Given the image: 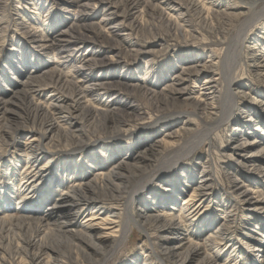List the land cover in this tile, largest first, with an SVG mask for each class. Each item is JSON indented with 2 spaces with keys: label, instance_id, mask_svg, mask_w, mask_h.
<instances>
[{
  "label": "rangeland",
  "instance_id": "obj_1",
  "mask_svg": "<svg viewBox=\"0 0 264 264\" xmlns=\"http://www.w3.org/2000/svg\"><path fill=\"white\" fill-rule=\"evenodd\" d=\"M0 105V264H83L48 208L87 185L106 207L72 229L127 203L138 222L104 264L182 263L188 246L166 250L155 215L199 248L184 264H264V0H0ZM201 180L192 221L182 200ZM169 185L183 192L164 200Z\"/></svg>",
  "mask_w": 264,
  "mask_h": 264
},
{
  "label": "bare ground",
  "instance_id": "obj_2",
  "mask_svg": "<svg viewBox=\"0 0 264 264\" xmlns=\"http://www.w3.org/2000/svg\"><path fill=\"white\" fill-rule=\"evenodd\" d=\"M62 33V32H61ZM62 34H68L67 32H64ZM71 34V33H70ZM82 35V34H81ZM79 33H73V35L71 34L69 37H72V38H84L83 36H81ZM58 39V38H57ZM41 40V39H40ZM55 40V39H54ZM63 40V39H62ZM83 40V39H82ZM69 41V39H68ZM76 42V41H75ZM80 42V41H79ZM60 43V42H59ZM83 44V43H82ZM43 45V44H42ZM67 45V44H66ZM52 46V45H51ZM62 46V45H61ZM78 46V45H77ZM46 47V45H45ZM65 47V50H66V46ZM63 47V49H64ZM49 48V47H48ZM62 48V47H61ZM60 48V49H61ZM53 49V48H52ZM74 49V48H73ZM76 49V48H75ZM78 49V48H77ZM96 59V58H95ZM234 61V60H233ZM85 62V61H84ZM224 64H225V61H224ZM227 66V65H226ZM203 68V67H202ZM195 71V70H194ZM195 73V72H194ZM190 74V73H189ZM192 74V73H191ZM177 75V74H176ZM184 75H186L184 73ZM178 76V75H177ZM189 76V75H188ZM182 77V76H181ZM185 78V77H184ZM185 80V79H184ZM213 82V81H212ZM92 86V85H91ZM101 86V85H99ZM206 86V85H205ZM230 86V85H229ZM211 87V86H210ZM94 88V87H93ZM92 88V89H93ZM206 88V87H205ZM209 88V87H208ZM204 89V88H203ZM210 90V89H209ZM208 90V91H209ZM212 93V92H211ZM235 94V93H234ZM225 98H229L231 99L232 98V93H231V90L228 89L226 91V94L224 95ZM234 96V95H233ZM224 98V99H225ZM223 106V105H222ZM4 110L3 107L0 105V113H3ZM72 113V112H70ZM214 113V112H212ZM72 117V116H71ZM46 118V117H45ZM77 118V117H76ZM70 119V118H69ZM75 120V118H74ZM70 124V123H69ZM6 126V125H5ZM45 135V134H44ZM72 139V138H71ZM32 142V141H30ZM35 142V141H34ZM70 142V141H69ZM40 143V142H39ZM156 144H152L150 146H147V148H145L144 150L141 151V153L138 154V156L140 158H144L146 159L147 158V153H151V152H155L154 150L156 149L155 148ZM240 146V145H239ZM239 146H234L233 149L236 150V153L239 149H241ZM243 146V145H242ZM33 148V147H32ZM163 148V147H162ZM167 149V148H165ZM243 151V150H242ZM245 151V149H244ZM261 152V151H260ZM239 154V153H237ZM128 155V154H127ZM245 155V154H244ZM129 156V155H128ZM144 156V157H143ZM240 156V155H239ZM243 156V155H241ZM255 156H257L256 154L252 153V154H249L247 156H244V160H239L237 163H241L243 165L246 166L245 162H249V161H252L251 158H254ZM264 158V149L262 151V154L260 155ZM32 161H35L36 165L39 164L38 160L34 157V159ZM251 163V162H249ZM122 165H124V163H121ZM119 164L116 169L118 167H120ZM175 162L172 164L174 165ZM252 167V166H251ZM254 168V167H253ZM42 169H44L42 166L39 167L37 170H36V173H38L39 171H42ZM120 169V168H119ZM44 171V170H43ZM143 171V170H142ZM164 172V171H163ZM161 172L159 174V177L162 175ZM251 172V171H250ZM141 173V171H140ZM48 174V173H47ZM46 174V175H47ZM109 174V173H108ZM139 174V173H138ZM123 177V175H121L120 172H118L117 170H112L110 172V174L108 176L106 175H98L97 178L100 179V181H102V183H105L106 185V182L108 184L111 183L113 184V180L115 177ZM181 176V175H180ZM126 177V176H124ZM179 177V176H178ZM202 177V176H201ZM153 178H156V175L153 176L151 179L149 180H153ZM186 178V177H185ZM27 179V178H26ZM32 179H34V175L32 176ZM96 179V177H95ZM31 180V179H30ZM29 180V181H30ZM98 180V179H97ZM206 180V179H205ZM28 181V182H29ZM184 181V180H183ZM206 181L204 180H201L199 182L196 183V186L195 188L192 190V192L189 194V196L186 198V199H183L182 201V206L185 208L184 210L187 211L188 214H191L193 216V219L192 221L198 219L200 216H202L204 214V211L206 209H204V203L206 201V198H207V185L205 184ZM88 183V182H87ZM86 184V183H85ZM26 185L27 183L24 185H20L21 187L23 188H26ZM98 185V184H97ZM180 185L181 184H178L179 188H180ZM88 186V185H87ZM87 186H82V187H78L77 189H73V194L71 193V195L68 193V194H64L63 197H61V199L58 201V202H54L51 206H49L48 210L50 213V215H53V214H57L58 217L61 218V221H62V228L64 230V233H65V238H70L69 240L71 239H75L79 242V244L75 245V252L76 253H79L84 261L83 264H104L105 263V260L107 259L106 255L103 254V251L106 249L105 247H108V246H111V248L115 249L116 247L120 246V244H122L129 236V233L131 231V226L129 225L132 221L133 222H137L136 219H134L132 217V213H130L131 209L129 207V203H127V205L125 206L124 208V211L123 212H120L119 214V217L118 219H115V218H111L113 216L110 217V215L113 213H111L110 215L106 214L105 216H101L99 217L98 215H93L92 217L88 218L85 222V227H84V230L82 231H78V230H74L71 228L72 226V216L74 215H77V214H80L82 213V210L85 209V208H90V209H93V208H98V210H101L103 207H106V204L104 203L105 199L99 197V196H95L92 195V191L90 189V187H87ZM90 186V185H89ZM102 186V184H101ZM107 186V185H106ZM170 187L169 188H162L164 190V194H162L163 197H165L164 200H167V197L168 196H173L174 198V195H169L167 194L168 190L169 191H172L170 190L171 187H174L172 185H169ZM142 188L145 187V184L143 186H141ZM177 188V187H174V192L177 193V194H180L181 191L180 189ZM91 192V193H88V192ZM98 191V190H97ZM135 191L133 190L132 193H134ZM183 192V191H182ZM94 193V192H93ZM239 193V192H238ZM242 194V198L241 200L244 202V204L246 203H251V199L247 196V194L244 192L241 193ZM97 195V194H96ZM99 195V194H98ZM159 197V196H158ZM179 197V196H178ZM38 201V200H37ZM128 201V200H127ZM253 203V202H252ZM37 204H41V203H37ZM36 204V206H37ZM51 204V203H50ZM126 204V203H125ZM109 205V204H108ZM131 205V204H130ZM252 205V204H251ZM31 206H34L31 205ZM181 206V207H182ZM251 207V206H250ZM66 209H69V210H72L73 209V214L70 213L68 211V213H66ZM183 209V208H182ZM87 210V209H86ZM103 210V209H102ZM101 210V211H102ZM250 210H254V209H250ZM109 211V210H108ZM111 212V211H110ZM166 212V211H165ZM168 212V211H167ZM180 212V211H179ZM107 213V212H106ZM174 213V212H173ZM98 214V213H97ZM99 214H102L101 212ZM166 214V213H165ZM82 215V214H81ZM141 215V214H140ZM139 215V216H140ZM47 216V215H46ZM143 216V215H142ZM169 216V215H168ZM181 216V215H180ZM183 218H184V215H182ZM56 217V216H55ZM57 217V218H58ZM144 217V216H143ZM152 217V216H151ZM155 218L153 219V221L155 223H159L157 224V228H162L164 230H168L166 231L169 232V236L165 235V236H162L161 238L162 239H166V241L168 240H175V243H173L172 246H168L169 248H165L166 250L170 251V252H173V254H177V251L180 252L179 250H181L182 248H185V246H188V249L186 247L187 250H190V251H187L188 254L184 257V260L182 263L180 264H184L185 262H189V260L194 256V255H198L199 254V248L195 245V244H192V243H189L190 240H189V237L186 239L185 236H172L170 234H172V230L174 229H177V224L174 223V217L171 215L170 217H164V219L161 221L159 216H154ZM49 218V217H48ZM146 219H150L149 217H145ZM144 218V219H145ZM186 219V218H185ZM38 220V219H37ZM36 220V221H37ZM58 220V219H57ZM151 220V219H150ZM40 221L41 222H44L45 219L44 218H40ZM189 223L188 226L185 225L184 229L185 231L189 230L190 228H193V223ZM35 222V221H34ZM39 222V221H38ZM45 222H48V221H45ZM146 222V221H145ZM183 222V221H182ZM199 222V221H198ZM195 223V222H194ZM46 224V223H45ZM60 224V223H59ZM180 224V223H179ZM40 225V224H39ZM176 225V226H174ZM183 225V224H182ZM199 225V224H198ZM181 229H183L181 227ZM193 230V229H192ZM218 230V229H217ZM48 231V230H47ZM178 231V230H177ZM176 231V232H177ZM133 231H131L132 233ZM165 233V232H164ZM179 233V232H178ZM188 233V231L186 232V234ZM67 234V235H66ZM183 234V233H182ZM49 235V234H48ZM64 237V236H63ZM49 241V240H48ZM33 243V242H32ZM189 243V244H188ZM30 244V243H29ZM82 244H85V246H87V249L89 248L90 252H88L87 249H85L84 247L85 246H81ZM31 245V244H30ZM46 246V245H45ZM44 246V247H45ZM27 248V247H26ZM45 249V248H44ZM109 249V248H108ZM47 250H50V247L48 248L47 247ZM256 250V249H255ZM72 252V251H71ZM71 252H69L71 254ZM110 252V251H109ZM40 254H37V253H33V255L31 256V260L32 262L35 264H38L40 263L43 258H44V255L49 256V252L47 251H44L43 253L42 252H39ZM93 254H103L101 255V257H99V259H95V257L93 256ZM109 254V253H108ZM78 255V254H77ZM78 255V256H80ZM156 255V254H155ZM4 256V255H3ZM43 256V257H41ZM184 256V255H183ZM70 257H69V261H70ZM208 259V257H207ZM5 260V259H4ZM147 260V259H145ZM205 260V259H204ZM82 262V261H81ZM145 263V262H144ZM203 263V262H202ZM8 264H12L11 262H8ZM48 264V263H47Z\"/></svg>",
  "mask_w": 264,
  "mask_h": 264
}]
</instances>
